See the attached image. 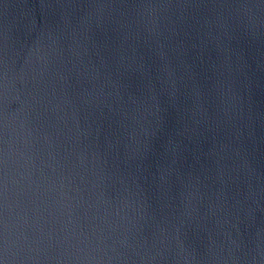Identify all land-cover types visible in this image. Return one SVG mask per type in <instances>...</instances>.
Listing matches in <instances>:
<instances>
[{
	"label": "water",
	"instance_id": "obj_1",
	"mask_svg": "<svg viewBox=\"0 0 264 264\" xmlns=\"http://www.w3.org/2000/svg\"><path fill=\"white\" fill-rule=\"evenodd\" d=\"M0 264H264V0H0Z\"/></svg>",
	"mask_w": 264,
	"mask_h": 264
}]
</instances>
